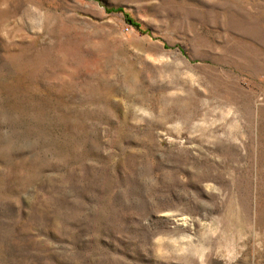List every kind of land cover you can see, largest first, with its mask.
<instances>
[{
	"label": "rangeland",
	"instance_id": "374dc122",
	"mask_svg": "<svg viewBox=\"0 0 264 264\" xmlns=\"http://www.w3.org/2000/svg\"><path fill=\"white\" fill-rule=\"evenodd\" d=\"M0 264H264V0H0Z\"/></svg>",
	"mask_w": 264,
	"mask_h": 264
}]
</instances>
